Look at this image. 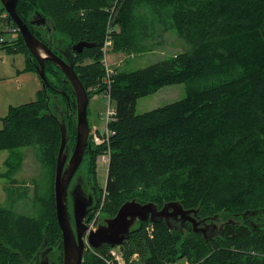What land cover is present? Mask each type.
<instances>
[{
    "label": "trees",
    "instance_id": "1",
    "mask_svg": "<svg viewBox=\"0 0 264 264\" xmlns=\"http://www.w3.org/2000/svg\"><path fill=\"white\" fill-rule=\"evenodd\" d=\"M15 10L25 23L40 14L48 18L66 47L87 44L71 53L89 98L106 88L104 43L111 42L113 53L133 56L175 34L180 53L147 68L112 72L109 99L116 117L108 124L109 147H91L86 164L95 177L97 157L109 153L104 198L95 212L113 217L132 199L158 208L175 201L185 210L198 209L201 219L235 222L210 239L188 223L180 230L162 220L138 222L119 247L125 259L137 256L135 264H264V0H19ZM4 13L0 4V17ZM0 19L15 27L8 16ZM19 35L0 49L25 53L24 70L36 72ZM44 75L46 91L40 87L36 100L4 115L0 150L32 147L51 178L49 195L42 216L0 206V264L29 262L44 241V247L58 248L62 264L52 194L61 136L49 100L60 89L64 103L70 101L65 121L73 143L74 95L49 61ZM179 83H186L185 98L135 114L139 98ZM13 166L7 164L8 173L16 172L20 160ZM109 249L85 251L82 264H105L100 255Z\"/></svg>",
    "mask_w": 264,
    "mask_h": 264
},
{
    "label": "water",
    "instance_id": "2",
    "mask_svg": "<svg viewBox=\"0 0 264 264\" xmlns=\"http://www.w3.org/2000/svg\"><path fill=\"white\" fill-rule=\"evenodd\" d=\"M19 0H0V4L7 16L15 24L19 36L22 37L25 49H27L32 56L35 63V70L40 78L41 88L46 91L49 86L45 73V61L51 62L57 67L66 77L69 88L74 95L75 117H73V126H75V142L71 155L69 157V137L67 136V125L65 121V109L60 112V116L54 115L59 119L60 129V144L59 150L56 153V163L53 179V196L55 216L58 227L61 233V247H62V264H82V257L84 255L86 246L92 250H97L101 246L114 248L122 245L129 233L138 222L154 223L156 221H164L168 229H182L184 224H190L193 233L201 234L205 239L215 238L218 236L224 225H234V220L219 219L217 216L201 219L198 216V209L185 210L179 202L164 203L160 208L154 203L143 202L138 203L136 199L128 200L122 203L113 217H105L102 224H98L95 230H88L85 224V217L87 214V205L85 200L81 197L76 188L72 191V218L69 219L67 205V190L70 179L79 168L83 157L86 153L92 154V149L87 142L89 135V126L87 119V108L89 97L87 91L82 86L79 78L74 74V62L69 51L62 54L63 58L56 55L50 46L37 38L30 30V27L38 30L36 24L32 20L23 22V20L16 13V4ZM41 18L50 25L52 34L56 33V28L49 21L48 18L40 14ZM40 18V19H41ZM43 28V27H42ZM42 28H40L42 30ZM34 29V30H35ZM39 31V30H38ZM86 43L79 42L72 46V49L79 52ZM171 220V221H170ZM172 221L177 222L175 225ZM218 224V231L208 232L210 225ZM237 224H239L237 222ZM45 241L39 246L36 255L29 262L24 264H33L34 259L39 255L44 248ZM38 264H55L49 260L39 259Z\"/></svg>",
    "mask_w": 264,
    "mask_h": 264
},
{
    "label": "rangeland",
    "instance_id": "3",
    "mask_svg": "<svg viewBox=\"0 0 264 264\" xmlns=\"http://www.w3.org/2000/svg\"><path fill=\"white\" fill-rule=\"evenodd\" d=\"M16 33L3 35L6 42L17 38ZM55 38L63 41L64 36L55 33ZM173 32L166 33L162 45L150 52L137 55L125 53H113L110 51V43L104 45V59L109 71L124 69L135 71L183 51ZM179 41V40H178ZM103 47V46H102ZM27 56L23 52H8L0 49V128L3 127V117L8 113L10 107H16L38 98L41 90L40 78L37 72L26 71ZM186 83L167 85L156 93L139 98L135 105V114H143L174 103L186 96ZM62 94L50 93L51 114H60L66 107L61 97ZM104 91L98 92L89 98L87 108V119L90 132L93 128L101 130L106 120L107 101ZM36 152L31 147L16 148L13 152L0 150V206L12 209L14 212L27 216H42L43 205L48 198L51 178L47 170L42 167ZM15 161H13V157ZM20 160V166L15 173H8V163L12 166ZM108 157L98 156L96 159L95 179L101 189H104L107 176ZM87 162L79 165L78 174L86 176ZM10 165V164H9ZM13 166V167H14ZM104 198V197H103ZM69 203V210L71 211ZM41 211V212H39ZM104 214H98V220L106 219ZM88 247V246H87ZM86 247V248H87ZM89 251L86 249V252ZM57 253V254H56ZM55 255L58 257L59 250L56 248ZM56 261V258L54 259ZM58 261V260H57ZM172 264H186V260H178Z\"/></svg>",
    "mask_w": 264,
    "mask_h": 264
},
{
    "label": "flooded vegetation",
    "instance_id": "4",
    "mask_svg": "<svg viewBox=\"0 0 264 264\" xmlns=\"http://www.w3.org/2000/svg\"><path fill=\"white\" fill-rule=\"evenodd\" d=\"M31 22L35 23L37 25L36 28L39 30V31L36 30L35 26H34V29H35L34 31H35V33H37L36 37L39 38L40 40H42L44 43L48 44L56 55H58L59 57L63 58L62 54H66V50L65 49L67 48V51L70 52V54L72 56V59H73V54L71 53V51L73 49L71 47H68V46L66 47V45L64 44V41H61V40H58L57 38H55V36H56L55 34H54V36L51 35L52 31H51V27H50L49 24H47L42 18L40 19V17H39V19L38 18L34 19ZM40 28H42V30ZM73 51H75V50H73ZM75 52H77V51H75ZM56 69L59 70L57 67H56ZM61 74H62V72H61ZM64 82L67 85L69 84V82L67 83V81H66V77L64 79ZM56 91H57V93L61 94L60 89H57ZM65 103L67 104V109L70 112V106H71L70 105L71 104L70 101L67 100ZM72 106H73V108L75 110L74 103L72 104ZM74 117H75V115H74ZM74 142L72 143V141H71V143H68V146H69V152H68L69 153V157L71 155V151L73 150ZM87 142L89 143L88 140H87ZM91 156H92V154L86 153L84 155V157H83L82 162L83 161L87 162V160L89 158H91ZM86 168H87V166H86ZM78 169L75 172V174L73 175L72 179H70L69 187H68V190L66 192L67 193V205L66 206L68 207V213H69V217H70L69 219H71L72 218L71 194H72V191H74V189L76 188L77 192H79V194L81 195L83 200H85V203L87 205V214H86V217L84 219H85V224L88 225L90 223V220H92L93 217L96 216V214H97V217H98L99 210L97 212H95V208H96L97 204L101 206V202H102V199H103L102 198V196H103L102 192L104 193V191H102V192L100 191L101 188L98 185L95 177L89 176L87 174V172H86V176L84 178L82 175L78 174ZM69 203L71 204L70 205L71 206V211L69 210V206H68ZM93 212H94V215L88 219V217ZM97 217H96L95 222H94L96 227H97L98 224H102L103 223L102 220H104V219H102L101 221H99ZM71 222L73 223V219H71ZM172 223H174L175 225L177 224V222H175V221H172ZM217 226H218V224L210 225L209 228H208V232H213V234H215L218 231V227ZM55 251H56V248L53 250V248H51V247H44L42 249L41 253H40V256L38 255L34 259L33 264H38L39 263V259H41V260L47 259L50 262H54L55 264H58L57 256L55 255ZM55 258H56V261L54 260Z\"/></svg>",
    "mask_w": 264,
    "mask_h": 264
},
{
    "label": "built area",
    "instance_id": "5",
    "mask_svg": "<svg viewBox=\"0 0 264 264\" xmlns=\"http://www.w3.org/2000/svg\"><path fill=\"white\" fill-rule=\"evenodd\" d=\"M7 15L4 13L3 15H1L0 18H6ZM1 20V19H0ZM5 22L4 20L0 21V46L4 41V37L3 35L6 33H16L17 29L16 27H13L12 25H9L7 23H3ZM107 43H110L109 41H107L106 43H104V45H106ZM104 45L102 48L103 51V58H102V63L104 65V69H105V78L103 80V85L106 86L105 90H104V99H106L107 101V111H106V120H105V124L104 127L99 130L97 127L93 128V131L90 132L89 135V143L91 146L93 147H105L108 148L109 147V141H110V136L112 135V132L110 131L109 128V123H111L112 121H114L115 117H116V112L114 111V107L111 104V100L109 99L110 97V85L111 84V75L112 72L109 71L107 65H106V59H104ZM102 156H106L109 157V153L105 152ZM97 217V214L95 217H93L92 220H90V223L87 225L88 226V230H95L96 226L94 224L95 219ZM88 246V245H87ZM86 246V247H87ZM86 249L90 250L91 252H94L93 250L89 249V247H87ZM85 249V250H86ZM100 258H103L105 264H135V261L137 260V256L136 255H132L130 259H125L123 256L122 251L120 250L119 247L116 248H112L110 249L107 253L100 255ZM186 264H189L186 261Z\"/></svg>",
    "mask_w": 264,
    "mask_h": 264
}]
</instances>
